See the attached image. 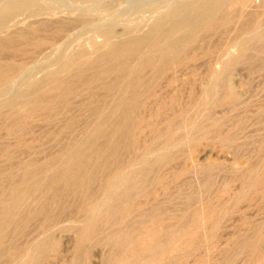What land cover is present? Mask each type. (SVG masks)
I'll use <instances>...</instances> for the list:
<instances>
[{
	"label": "bare ground",
	"instance_id": "1",
	"mask_svg": "<svg viewBox=\"0 0 264 264\" xmlns=\"http://www.w3.org/2000/svg\"><path fill=\"white\" fill-rule=\"evenodd\" d=\"M250 2H166V9L147 30L129 23L123 36L117 33L116 22H103L107 25L101 29L103 41H92L91 53L85 45L62 52L56 56L57 67H47L39 79L27 58L35 59L39 52L56 54L59 43L89 24L90 16L85 9L73 16H59L29 0H6L0 5V94L15 88L16 78H21L14 95L0 101V124L7 136L0 140V155L12 160L16 152L33 149L35 126L43 121L55 125L45 134L54 140L67 138L54 155L19 157L18 172H1L0 260L5 264H46L51 257L60 260L68 254L62 255L61 238L54 235L61 229L74 234L73 256L64 264H88L92 248L101 243L109 246L103 264H189L192 255V264H216L211 252L217 244L201 253L198 250L229 216L230 206L222 197L221 202L178 216L163 205L148 203L156 199V188L167 189L160 169L173 162L177 144L197 142L194 136L198 134L231 145V138L217 124H202L199 118L210 116H202L200 110L207 100L214 106L239 103L243 93L233 80L236 67L252 68L264 61V28L258 21L264 0L260 6ZM20 16L32 17L35 24L20 27L25 22ZM232 29L239 52L233 55L226 48L227 56L221 59L225 48L212 39H221ZM202 58L207 72L199 81L194 64ZM184 85L191 90V107L186 109L179 105ZM79 102L84 112L74 115ZM178 125L193 135L176 131ZM220 166L216 161L194 163L173 177L193 170L205 177L202 189H209ZM257 166L250 164L235 175L240 192L229 197L231 205L254 196L264 198V169L259 171ZM33 222L38 224L36 235L19 245L18 236L28 232ZM231 248L248 250L247 264H264V221L255 239L238 238ZM225 260L232 264L235 255Z\"/></svg>",
	"mask_w": 264,
	"mask_h": 264
},
{
	"label": "rangeland",
	"instance_id": "2",
	"mask_svg": "<svg viewBox=\"0 0 264 264\" xmlns=\"http://www.w3.org/2000/svg\"><path fill=\"white\" fill-rule=\"evenodd\" d=\"M5 1L6 0H0V5H2ZM29 1L37 2L43 6L45 5L44 7L46 9L52 10L59 16H73L75 14H78L81 11V9L82 10L85 9L84 12H86L87 15H89L91 18L90 19L91 22L76 29L77 31L75 30L76 33H74L72 38L67 39L68 41L65 40L66 43L65 41H61L59 43L62 44L59 45L58 48L59 50L57 49L56 54L54 53L55 55L54 54L46 55L43 52H39L36 55L37 57L35 56V59L33 57L27 58V61L31 60V62L28 63L33 68V75L39 79L44 75L47 67L52 65L54 67H57L58 64L56 63V56L61 54L62 52L70 53L85 45L84 48L86 47L85 49L87 51L90 50L91 53L92 52L91 42L94 40L98 42L103 41L101 29L109 25V23L113 22L115 25L116 22V24H118L115 25V28L120 36L121 35L123 36L124 28L129 23H137L138 25H140L141 31H145L148 29V25H150L158 17V15L159 14L161 15V13L166 9V5H167L166 2L172 3V2L184 1V0H29ZM250 3L253 4L254 6H260L262 0H251ZM158 5L160 6L158 7ZM135 10H137L138 12H135ZM154 11L156 12L154 13ZM97 13L99 14L98 17H97L98 15ZM140 13H142V15ZM20 18H24L23 21H25L22 22L20 27L22 26L26 27L28 24H33V25L35 24L34 23L35 20L32 17L25 19L24 16H20ZM258 21L260 27L264 28V10L260 14ZM103 22L104 23L106 22L105 24L107 25H105ZM232 31H229L230 33H227L228 34V35L226 34L227 36L224 35L223 38L221 36V39H218L220 38V36H217V38L216 37L213 38L212 42L213 43L215 42L214 44L216 45L218 44L219 47L222 48V50L225 48L223 51L221 50L222 52L229 49L233 55H237L239 52L238 50L239 48H237L238 46H236V41H235L236 30L232 29ZM81 33H83L82 36ZM230 34L233 35L234 37L231 36ZM230 38H231V42L229 41ZM222 44L225 45L221 46ZM228 45L229 47H227ZM220 55H221V59L227 56L225 52L223 54L221 53ZM43 56H45V58ZM194 65L198 73L197 78L199 81H201L200 79H202L207 72V62L205 61V59L202 58L199 61H197V63H195ZM220 65H221L220 63H215V66L217 67H220ZM240 65L236 67L235 73L233 75V80L235 82V85H238L241 89V92L243 93L242 96L239 98V103L233 106H226V105L214 106L211 100H207L205 104L201 107L200 114L203 116L209 113L210 117L208 119L199 118V120H201L204 126H210L211 124L215 123L220 128H222L221 131L224 134L229 135V137L231 138V143H230L231 145H225L224 141H222L220 138H214L212 136H211L212 138H201L198 134L196 135V133H195L196 136L194 137L198 138L197 142L190 143V145L189 144L183 145V147L182 145H180L179 147V145L177 144L175 149L176 156L174 157L175 159L173 160V162L170 165H168L170 167L168 168V166H166L161 168L162 170L160 169V173H163L165 177V183L167 181L166 183L167 189L163 190L162 188H156V195H157L156 199L148 203V205H152V204L163 205L168 209V212L170 214L174 216H178L184 213V211L185 213H191L195 209L207 203H212V202L218 203L220 201L219 199L222 197L223 199L221 198V201L228 203V205L230 206L229 216L226 217L227 219L224 218L223 221L225 219L226 220L224 222L221 221L216 232L213 235L209 236L208 238L209 243H206L198 250V252L201 253V250L202 252H204L207 246L213 244H214L213 246H215L217 244L216 246L218 247L216 248L215 246L214 251L211 252V259L214 260L216 264H226L225 259L227 255H231V254L235 255V261L232 264H247L250 261L249 252H247L248 250L243 249L235 252L234 249L231 248L232 242L238 238L240 239L247 238L248 240L255 239L259 227L264 221V205H262L264 203V198H261L260 196H254L251 199H247V200L245 199L244 200L245 203L243 201H241L237 205H231V203H229L230 202L229 197L231 195H235L240 192V183L235 178L236 177L235 175L244 172L245 169L250 164L256 166L258 165L257 169L260 168L259 171L264 169V159H263L264 158V153H263L264 152V67H263L264 61L261 64H257L253 66L252 68H248L242 64ZM199 68H203V69H199ZM184 77H187V74H185ZM20 80L21 78L19 77L16 78L15 81L16 85L14 84L15 88H17L18 85L20 84ZM21 87L25 88L26 84H23ZM182 87H184V90ZM182 87L180 88L181 102H179V105L184 109L190 108L191 103L189 99V94L191 90L188 85H184ZM15 88L5 91V94L4 92L1 93L2 95L0 94L1 96L0 101H5L6 99L12 97L14 95ZM196 92H198V90ZM79 104L80 102L76 103L77 109L74 112V115H80L82 112H84L81 109H79ZM195 117L196 116H194V119ZM48 125L49 124H46L43 121L40 122V124H38L37 126H35L34 134L37 140L35 139L34 141L33 149L25 151L24 153L21 154H19V152H16L15 153L16 156L12 160L8 159L5 155H0V174L1 172L6 171L7 169L13 172H15L16 170L19 171V165L17 163L19 162L18 159L19 157L23 160H28L35 156H38L39 158H47L56 153L57 149L60 148L61 144L62 145L64 144L67 138L65 136H60L57 138L58 140L57 139L54 140L51 135L45 134L48 130L55 128V125H49V126ZM176 131L184 135L186 134L190 137L193 135L192 131H190L189 129L181 128L179 125L176 126ZM1 139L3 140L7 139V136L5 134L4 128L0 124V140ZM232 141L234 144L232 143ZM207 161H216L221 164V166L216 170V174L214 173L213 175L215 176V178L212 177L213 184H211L209 189H202V184L204 182L203 180L205 179V177L196 171L190 170L192 172L189 171L179 176L178 178L173 177L174 173L179 172L185 166L191 167L194 163H205ZM165 169H167L170 172H168ZM202 176L204 177V179ZM235 184L236 185L238 184L237 187ZM201 190L204 193L201 194L202 192ZM196 192L198 193V195H196L197 194ZM236 208H238V210ZM242 214L244 215V217ZM63 223L64 224L68 223V221L62 222L60 225H63ZM224 225L226 226L224 227ZM33 227H35L34 230L32 229ZM37 227H38L37 222H33L29 226L30 230L28 229V232L18 236L17 243L22 246L31 242L30 240L33 239L31 236L33 235L34 237V234L36 235ZM58 230L60 231V233L58 232ZM220 230H222V233ZM57 233L59 234L57 235ZM61 233L63 235H60ZM54 235L57 238H61L59 240H61L60 242L62 245L61 246L62 255L65 253L68 254L63 255V257H61L62 256L61 255L60 260L55 257H51L53 259L50 258L49 261L51 262L49 263L48 261L47 263L53 264L55 262L54 264L57 263L64 264L65 261L69 260L73 256L74 247L72 244H74L73 241L74 234L71 231H64V230L62 231L61 229H57L56 232H54ZM101 244L102 245L99 244L96 247L92 248L91 259L88 264H103L102 259L105 256V254L108 252L109 246H107V244L105 243H101ZM228 244H230V246ZM71 252L72 254H70ZM194 259H195V255H192L188 257L187 261H189L188 262L189 264H192L194 262ZM0 264H5V260L1 259Z\"/></svg>",
	"mask_w": 264,
	"mask_h": 264
}]
</instances>
